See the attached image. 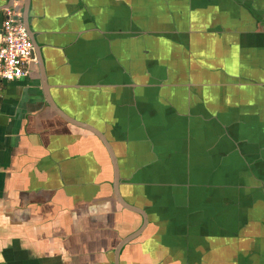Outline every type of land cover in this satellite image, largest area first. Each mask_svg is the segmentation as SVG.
<instances>
[{"label": "crops", "instance_id": "1", "mask_svg": "<svg viewBox=\"0 0 264 264\" xmlns=\"http://www.w3.org/2000/svg\"><path fill=\"white\" fill-rule=\"evenodd\" d=\"M37 64L0 86V264H264V0H0Z\"/></svg>", "mask_w": 264, "mask_h": 264}, {"label": "built area", "instance_id": "2", "mask_svg": "<svg viewBox=\"0 0 264 264\" xmlns=\"http://www.w3.org/2000/svg\"><path fill=\"white\" fill-rule=\"evenodd\" d=\"M35 62L33 42L20 15L11 8L4 10L0 34V86L25 78Z\"/></svg>", "mask_w": 264, "mask_h": 264}, {"label": "water", "instance_id": "3", "mask_svg": "<svg viewBox=\"0 0 264 264\" xmlns=\"http://www.w3.org/2000/svg\"><path fill=\"white\" fill-rule=\"evenodd\" d=\"M26 28L28 29V26ZM35 59H36V57H35ZM35 64H37V59H36ZM49 103H50L52 109H54V111L60 117H62L64 120H66L67 122H69L71 124L79 126L81 128H84L86 130H89L90 132H92V133H94L96 135L97 139L105 147V150H106L107 155H108V157L110 159V162H111L112 173H113V184H112V187H113V194H114L116 200L127 211H130L132 213H136V214H138V215H140L142 217V224L139 227V229H137L134 233L130 234L125 239H123L121 241L120 245L117 247V250L115 251V256H116V264H118V256H119V253H120L121 249L125 245H127L128 243L133 241L136 237H138L141 234V232L143 231V229L145 228V226L147 225V223H148L147 215H146L145 211H143L142 209H140L138 207H135L133 205L128 204L121 197V194H120V191H119L120 179H119V169H118L117 159H116V156L114 154L113 149L111 148V145L109 144V142L107 141L105 136H103V134L100 131L94 129L93 127L88 126V125H84V124L79 123V122L73 120L72 118L68 117L65 113H62L61 111H59V109L51 101Z\"/></svg>", "mask_w": 264, "mask_h": 264}]
</instances>
